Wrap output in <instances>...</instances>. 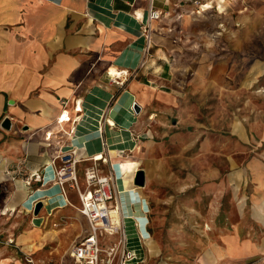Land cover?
Segmentation results:
<instances>
[{
    "label": "crops",
    "instance_id": "0c3cea01",
    "mask_svg": "<svg viewBox=\"0 0 264 264\" xmlns=\"http://www.w3.org/2000/svg\"><path fill=\"white\" fill-rule=\"evenodd\" d=\"M177 1L0 0V264L76 261L70 249L86 236L89 221L78 190L67 183L64 194L53 165L72 148L81 158V190L96 155L102 154L101 171L116 176L117 197L109 205L117 207L112 220L125 222L126 264H166L153 238L150 202L134 184L140 162L126 154L148 138L145 124L159 109L156 101L170 95L172 52L153 25ZM151 9L161 17L152 22V53L141 67ZM112 67L133 75L116 84ZM254 170L263 179L262 161L255 160ZM38 201L43 206L35 214ZM119 236L106 233L100 243Z\"/></svg>",
    "mask_w": 264,
    "mask_h": 264
},
{
    "label": "rangeland",
    "instance_id": "374dc122",
    "mask_svg": "<svg viewBox=\"0 0 264 264\" xmlns=\"http://www.w3.org/2000/svg\"><path fill=\"white\" fill-rule=\"evenodd\" d=\"M214 1L178 0L153 25L173 85L126 157L145 173L163 262L264 264V0Z\"/></svg>",
    "mask_w": 264,
    "mask_h": 264
},
{
    "label": "built area",
    "instance_id": "2783aa9c",
    "mask_svg": "<svg viewBox=\"0 0 264 264\" xmlns=\"http://www.w3.org/2000/svg\"><path fill=\"white\" fill-rule=\"evenodd\" d=\"M160 17V11L151 9L148 19L142 27L146 43L143 49L141 67L146 64V60L152 53V22ZM120 71L126 79L133 75V71L128 69ZM119 80L120 77L117 75L113 82L119 84ZM97 156L90 158L93 163L85 169V190H81L78 183L76 164L81 158L77 156L76 148L59 154L58 157L61 162L59 164L53 163L56 182L61 186L64 194L67 183L78 190L81 201L79 210L89 221V230H87L86 236L72 246L70 255L76 260L73 264H101L102 262L114 264L115 261H118V264H126L131 255L127 247L128 235L125 222L122 218L116 221L112 220L111 216L117 213V207L109 205V202L117 197L116 176L113 171L108 173L101 171L98 165L101 159H98ZM36 178L41 180L44 177H41V173H37ZM106 233H119L118 241L103 247L100 239Z\"/></svg>",
    "mask_w": 264,
    "mask_h": 264
},
{
    "label": "water",
    "instance_id": "95a60500",
    "mask_svg": "<svg viewBox=\"0 0 264 264\" xmlns=\"http://www.w3.org/2000/svg\"><path fill=\"white\" fill-rule=\"evenodd\" d=\"M135 110L137 112L140 111V107L139 105L136 103L135 104ZM9 121V119L6 118L5 122H4V125L6 126ZM134 184L138 187H142L144 184H145V173L142 169H138L136 172H135V175H134ZM43 206V202L42 201H38L35 205V209H34V213L35 214H38L41 207Z\"/></svg>",
    "mask_w": 264,
    "mask_h": 264
},
{
    "label": "bare ground",
    "instance_id": "6f19581e",
    "mask_svg": "<svg viewBox=\"0 0 264 264\" xmlns=\"http://www.w3.org/2000/svg\"><path fill=\"white\" fill-rule=\"evenodd\" d=\"M215 1H216V0H215ZM215 1H214V2H215ZM224 1H226V0H218V3H220V7L223 6L222 2H224ZM205 6H206V8L212 7V6H213L212 1L208 2L207 4H205ZM111 74L114 75V76H117V75H118L120 78H121V77H124V74H122L121 71H120L118 68H116V67H112V68H111ZM63 117H64V119H66L67 115L64 114ZM67 118H68V117H67ZM97 158H98V159H99V158H102V154L98 155Z\"/></svg>",
    "mask_w": 264,
    "mask_h": 264
},
{
    "label": "trees",
    "instance_id": "16d2710c",
    "mask_svg": "<svg viewBox=\"0 0 264 264\" xmlns=\"http://www.w3.org/2000/svg\"><path fill=\"white\" fill-rule=\"evenodd\" d=\"M150 216H151V212H150ZM151 229H152V226H151Z\"/></svg>",
    "mask_w": 264,
    "mask_h": 264
}]
</instances>
